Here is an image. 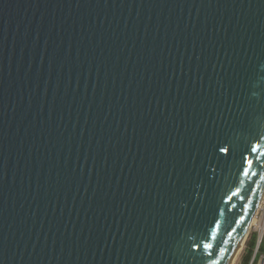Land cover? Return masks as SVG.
<instances>
[{
	"label": "water",
	"instance_id": "95a60500",
	"mask_svg": "<svg viewBox=\"0 0 264 264\" xmlns=\"http://www.w3.org/2000/svg\"><path fill=\"white\" fill-rule=\"evenodd\" d=\"M260 133L264 0H0V264H231Z\"/></svg>",
	"mask_w": 264,
	"mask_h": 264
},
{
	"label": "snow or ice",
	"instance_id": "6c2138e0",
	"mask_svg": "<svg viewBox=\"0 0 264 264\" xmlns=\"http://www.w3.org/2000/svg\"><path fill=\"white\" fill-rule=\"evenodd\" d=\"M222 153H229V148L221 147L219 149ZM257 168L264 169V133L258 134L253 138V142L249 144L247 149L241 155V165H240V174L242 177H255L259 176L260 181H264V171L257 172ZM255 183V188L251 190L250 194H242V188L237 187L235 191H232L230 195L227 196V201H232L233 198H238L241 201H244L242 205V213L239 217V220L236 221L237 224H244L247 220L250 219L249 213L255 212V209L259 206L254 204L253 200L256 198V190L260 188L258 182ZM240 184H244V180L240 181ZM235 207V205H233ZM219 223L216 224L215 229L210 233V239L201 242H193L191 248L193 250L203 249L207 257H214L216 245L212 241L217 239V229H219ZM236 229H233L235 232ZM231 235V233H229ZM225 250L220 249V252L223 253ZM208 264H220V261L212 258L208 261Z\"/></svg>",
	"mask_w": 264,
	"mask_h": 264
},
{
	"label": "built area",
	"instance_id": "2783aa9c",
	"mask_svg": "<svg viewBox=\"0 0 264 264\" xmlns=\"http://www.w3.org/2000/svg\"><path fill=\"white\" fill-rule=\"evenodd\" d=\"M249 232L255 236V246L249 264H264V197L253 216Z\"/></svg>",
	"mask_w": 264,
	"mask_h": 264
},
{
	"label": "trees",
	"instance_id": "16d2710c",
	"mask_svg": "<svg viewBox=\"0 0 264 264\" xmlns=\"http://www.w3.org/2000/svg\"><path fill=\"white\" fill-rule=\"evenodd\" d=\"M254 246H255V236L253 234H250L246 241V247H245L244 253L241 257L239 264H249L250 263Z\"/></svg>",
	"mask_w": 264,
	"mask_h": 264
},
{
	"label": "rangeland",
	"instance_id": "374dc122",
	"mask_svg": "<svg viewBox=\"0 0 264 264\" xmlns=\"http://www.w3.org/2000/svg\"><path fill=\"white\" fill-rule=\"evenodd\" d=\"M250 234H252V233L249 232L248 236H249ZM248 236H247V238L245 239V242H244V244H243V247L241 248V250H240L239 253L237 254V256H236V258H235L233 264H239V263H240L241 257H242V255H243L244 250H245V247H246V241H247V239H248Z\"/></svg>",
	"mask_w": 264,
	"mask_h": 264
},
{
	"label": "bare ground",
	"instance_id": "6f19581e",
	"mask_svg": "<svg viewBox=\"0 0 264 264\" xmlns=\"http://www.w3.org/2000/svg\"><path fill=\"white\" fill-rule=\"evenodd\" d=\"M239 253V252H238ZM236 258V257H235ZM235 258H234V260H235ZM234 260L231 262V264H233L234 263Z\"/></svg>",
	"mask_w": 264,
	"mask_h": 264
}]
</instances>
